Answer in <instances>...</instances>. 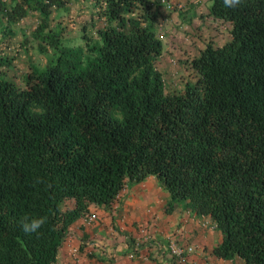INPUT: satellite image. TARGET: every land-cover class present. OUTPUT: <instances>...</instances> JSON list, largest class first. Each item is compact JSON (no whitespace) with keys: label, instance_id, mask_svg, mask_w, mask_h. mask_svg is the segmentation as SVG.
Here are the masks:
<instances>
[{"label":"trees","instance_id":"16d2710c","mask_svg":"<svg viewBox=\"0 0 264 264\" xmlns=\"http://www.w3.org/2000/svg\"><path fill=\"white\" fill-rule=\"evenodd\" d=\"M67 1L0 0V11L17 21L33 9L46 26ZM209 1L230 36L191 58L197 79L180 92L163 91L149 0L100 1L92 59L38 29L55 58L30 65L23 86L0 56V264H62L72 221L147 175L169 195L164 211L182 202L209 217L216 257L264 264V0ZM25 217L46 222L29 234Z\"/></svg>","mask_w":264,"mask_h":264},{"label":"rangeland","instance_id":"374dc122","mask_svg":"<svg viewBox=\"0 0 264 264\" xmlns=\"http://www.w3.org/2000/svg\"><path fill=\"white\" fill-rule=\"evenodd\" d=\"M1 1L6 6L14 2ZM100 1L69 0L61 7L51 9L46 17V26L40 22L39 15L33 9L26 10L17 21L7 19L5 12L0 11V56H6L11 60L8 66L1 68L4 77L17 86H23L30 65L37 70H43L47 64L54 61L52 48L35 36L40 28L42 33L48 30L58 32L60 47L79 50L83 60L92 59L93 55L87 46L98 40L96 28L106 24L105 5ZM149 2L154 16L153 30L162 44L161 54L155 66L161 72L163 91L180 92L185 82H194L197 79V73L190 64L191 58L197 56L207 43L213 46L225 43L230 36V25L226 21L210 16L209 0H149ZM151 183L154 186L157 184L156 181ZM166 193L162 199L167 204L166 197L169 198V195ZM75 237L73 234H66L60 247L67 246ZM155 242L163 245L162 239L154 240ZM130 248L129 245L123 248L124 257L127 258ZM168 252L169 250L165 248V253ZM58 257L61 263L65 264L67 256L61 248L58 250ZM100 258L101 262H105L112 256ZM170 258L173 259L174 255ZM234 261L233 264H240L237 258Z\"/></svg>","mask_w":264,"mask_h":264},{"label":"crops","instance_id":"0c3cea01","mask_svg":"<svg viewBox=\"0 0 264 264\" xmlns=\"http://www.w3.org/2000/svg\"><path fill=\"white\" fill-rule=\"evenodd\" d=\"M151 182H155L151 175L137 183L128 182L122 188L117 201L93 208L87 215L75 218L66 232L76 236L75 240L72 239L67 246L60 247L67 256L65 264L235 262L213 254L212 249L220 242V235L208 216L195 214L182 202L173 206L169 212L164 211L166 203L162 197H165L166 191ZM157 239H162L165 248L171 243L177 249L192 246L193 250L190 253L182 252L177 258L171 259L170 253H165V250L155 252L153 244ZM135 242L141 246L137 253L141 251L144 256L148 254L149 259L146 256L128 260L122 255L123 248L127 245L130 247ZM101 256L112 258L101 262Z\"/></svg>","mask_w":264,"mask_h":264},{"label":"built area","instance_id":"2783aa9c","mask_svg":"<svg viewBox=\"0 0 264 264\" xmlns=\"http://www.w3.org/2000/svg\"><path fill=\"white\" fill-rule=\"evenodd\" d=\"M119 198V195L117 194L115 196V199H118ZM131 248L129 249L130 251L127 253V258L128 259H135V258H146V256H144L141 251L140 253H137L139 250H141V246L140 244H138V242H135L132 244V246H130ZM174 246L169 243V245L166 246V248L169 250V253H170V256L174 255V257H178L181 255V253H190L192 252L193 248L192 246H185L184 248L182 249H177V248H173ZM153 248L154 250H156L155 252H160L161 250H165L164 246L163 245H160L158 242H155L153 244Z\"/></svg>","mask_w":264,"mask_h":264},{"label":"clouds","instance_id":"9594fccd","mask_svg":"<svg viewBox=\"0 0 264 264\" xmlns=\"http://www.w3.org/2000/svg\"><path fill=\"white\" fill-rule=\"evenodd\" d=\"M241 3V0H223V4L226 8H236ZM46 220L44 217L40 218H24L22 223V229L25 233H36L45 224Z\"/></svg>","mask_w":264,"mask_h":264}]
</instances>
